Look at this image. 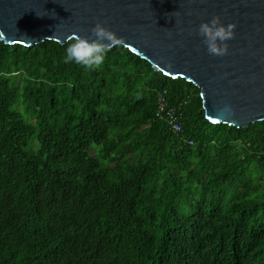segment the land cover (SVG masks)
I'll return each mask as SVG.
<instances>
[{"label":"trees","instance_id":"trees-1","mask_svg":"<svg viewBox=\"0 0 264 264\" xmlns=\"http://www.w3.org/2000/svg\"><path fill=\"white\" fill-rule=\"evenodd\" d=\"M66 48L0 40V264H264V120L211 122L124 44L92 69Z\"/></svg>","mask_w":264,"mask_h":264},{"label":"water","instance_id":"water-1","mask_svg":"<svg viewBox=\"0 0 264 264\" xmlns=\"http://www.w3.org/2000/svg\"><path fill=\"white\" fill-rule=\"evenodd\" d=\"M214 14L237 25L225 56L210 55L202 37L189 35ZM98 20L155 70L194 83L211 122L264 120V0H0L7 44H65L73 32L90 35Z\"/></svg>","mask_w":264,"mask_h":264},{"label":"clouds","instance_id":"clouds-1","mask_svg":"<svg viewBox=\"0 0 264 264\" xmlns=\"http://www.w3.org/2000/svg\"><path fill=\"white\" fill-rule=\"evenodd\" d=\"M236 27L235 22L224 24L221 16L214 14L210 20L202 21L196 29L190 30L189 35L195 33L202 37V43L210 55L225 56L229 48L227 41L234 39ZM124 42V37L118 36L105 22L98 20L90 29V35L73 32L68 36L63 62H75L89 69L99 67L106 53ZM226 110L231 109L226 106Z\"/></svg>","mask_w":264,"mask_h":264},{"label":"built area","instance_id":"built-area-1","mask_svg":"<svg viewBox=\"0 0 264 264\" xmlns=\"http://www.w3.org/2000/svg\"><path fill=\"white\" fill-rule=\"evenodd\" d=\"M156 116L165 120L172 132L178 135H185L182 106H175L170 103L167 90L158 92ZM189 142L190 144H194L193 139ZM260 153L264 154V147L261 149Z\"/></svg>","mask_w":264,"mask_h":264},{"label":"bare ground","instance_id":"bare-ground-1","mask_svg":"<svg viewBox=\"0 0 264 264\" xmlns=\"http://www.w3.org/2000/svg\"><path fill=\"white\" fill-rule=\"evenodd\" d=\"M84 246H85V245H84ZM85 247H86V246H85ZM85 247H84V248H85ZM82 249H83V248H82ZM84 250H86V249H84ZM98 250H99V249H98ZM98 252H99V251H98Z\"/></svg>","mask_w":264,"mask_h":264},{"label":"rangeland","instance_id":"rangeland-1","mask_svg":"<svg viewBox=\"0 0 264 264\" xmlns=\"http://www.w3.org/2000/svg\"><path fill=\"white\" fill-rule=\"evenodd\" d=\"M33 141H37V139H34Z\"/></svg>","mask_w":264,"mask_h":264}]
</instances>
